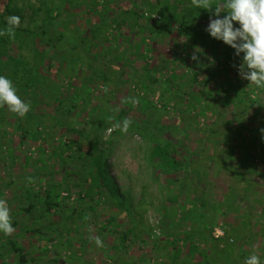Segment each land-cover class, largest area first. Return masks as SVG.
Here are the masks:
<instances>
[{"label": "rangeland", "instance_id": "rangeland-1", "mask_svg": "<svg viewBox=\"0 0 264 264\" xmlns=\"http://www.w3.org/2000/svg\"><path fill=\"white\" fill-rule=\"evenodd\" d=\"M6 1L0 0V11ZM10 2L22 9L20 27L30 23L31 9L39 7L38 20L45 12L51 17L56 16L55 30L62 29L63 18H68V14L72 19L74 12H79L78 8L84 4L82 0H69L67 4L63 0ZM118 3L121 9L132 11L137 8L142 16L139 20L141 25L160 21V15L151 7L154 0H118ZM84 15L79 12L69 25L74 30L73 36H79V27H85L83 21L90 15ZM128 32L124 26L109 28L110 47H121ZM144 36L149 39L147 34ZM146 43L150 44L151 40H146ZM157 44L168 61L174 63L172 70L177 76L185 73V68L186 74L190 71L188 68L193 64L190 57L198 54L202 63L197 65V82L186 83V91L193 89L200 101H204L205 90L201 82L207 75L208 90L219 92L212 97L218 96L224 103L220 107L223 117L215 120L207 112L206 117L201 115L197 119L199 134L188 132L189 136L181 148L183 156L194 160L188 172L181 168L168 169L160 158H154V135L138 133L132 126L133 120L142 121L144 118L162 124L176 122L177 116L172 111L154 112L156 116L151 117L150 112L139 107L137 99L147 96L153 108L160 109V102H164L162 94L165 99L168 96L161 92V80L151 88L140 90L137 82L133 84L129 78L123 83L120 93L112 95L105 92L98 82H92L88 88L83 84L82 76L70 79V73L61 71L54 61L52 68L42 70V57L30 51V44L23 51H18L17 45L9 46L7 55L20 57L29 67L31 63L34 69L41 66L39 72L43 76L47 102L56 103L52 98L56 96L61 97H56L58 101H68L62 103L67 114L59 122H55L51 107L46 108L48 116L42 118L45 128L37 127L36 132L30 126V120L0 107V199L7 202L15 229L10 235L0 234V264H170L173 259L176 264H181L183 258V262L189 264H204L202 256L211 264H244L253 252L264 264V89H254L250 94L251 99L261 103L246 109L244 119L250 118V124L242 119L246 127L242 129L243 124L234 121V114L239 109L224 102L233 96L235 90L222 88L227 79L223 72L224 59H217L202 47L187 48L185 40L176 31L173 36H159ZM129 53V62L138 70L143 69L146 63L152 65L158 61V53H145V46L141 43ZM5 55L0 56L1 72L11 70L13 66ZM138 55H143L146 60H141ZM160 63H157V68ZM238 65L229 66L230 84L237 86L239 80L240 88L250 89L252 86L247 80L238 75ZM200 71L205 74H199ZM71 74L75 75L74 70ZM187 75L190 77L192 74ZM97 97L105 112L115 106L124 109L125 119L130 121L126 132L121 130L122 122L109 121L103 127L100 114L90 120L89 109L93 104L90 101L87 105L84 101H95ZM71 104L76 105L79 112L72 113ZM81 108L85 111L81 112ZM42 110L40 108V112ZM31 111L36 112V108ZM227 121L231 122L227 126L230 136L224 135L227 128L223 125ZM186 127L180 132V137L186 132ZM232 127H237V131ZM95 139L97 149L93 152ZM176 139H179L177 134ZM253 140L255 151L250 145ZM72 142L71 151L80 148L79 153L88 152L90 156L91 153L104 154L108 185H94L89 176L90 172L95 174L94 166L88 165L90 160H94L90 156L84 164L83 186L75 188L74 178L64 181L59 175H51L58 170L56 162L61 164L67 160L64 153L70 151L65 145ZM189 152L197 153L196 162ZM208 157L216 158L217 163ZM72 161H69V167L80 171L82 162H76L74 167ZM235 172L252 185L236 178ZM32 174L36 178L33 179ZM46 190L54 193L55 201L60 202L65 212L43 211L42 196ZM36 192L40 196H35ZM30 204L33 209L26 212ZM215 229H221L223 237L215 238ZM207 231L210 239L200 241L198 233ZM97 236L102 241L101 246L95 243ZM9 241L20 249V253L10 248ZM191 245L198 248L192 259ZM200 251L202 256H199Z\"/></svg>", "mask_w": 264, "mask_h": 264}, {"label": "trees", "instance_id": "trees-1", "mask_svg": "<svg viewBox=\"0 0 264 264\" xmlns=\"http://www.w3.org/2000/svg\"><path fill=\"white\" fill-rule=\"evenodd\" d=\"M86 1L87 0H82V3L84 4L81 5L78 10H80L79 12H81V14H88L87 16H90L86 17L83 21L85 27H79L81 30L79 36H73L74 30L72 31L71 26H69L72 23V20H75L76 15L79 14L78 11L74 12L72 19L71 16L67 14L69 17L63 18V28H57L55 30L54 21L56 20V16L51 17L48 15V12H45L44 15H42L43 18L38 20L40 8H33V10L31 9L30 11V23L27 22L24 27L18 26L15 29L14 36L9 37L7 34L0 36V56L5 55L9 46L12 44L17 45L18 51L25 50L30 44V51L34 55H40L42 57L43 63L42 67L40 66L42 70L52 68V62L54 61L58 64L61 71H65L66 74L70 73V79L82 76L83 84L88 88H90L92 82H98L103 85L105 92L112 95L119 94L120 89L123 87V83L125 81L128 82L129 78H131V83L133 82L134 84L137 82L136 85L140 86V90L151 88L152 86H155V83L158 80H161V92L168 94V96L167 99H165L162 94L164 102H160L161 105L158 106L160 109H154L151 101L148 100L149 98L147 99V96L139 97L137 99L140 102L139 107L146 112H150L149 115H151V117L156 116L154 115V112L158 114V112L165 113L168 110V112L172 111L173 115L177 116L176 122L173 124H162L159 122L156 123L157 121L153 122L151 118H144L142 121L133 120L132 126L138 131V133L143 134L144 132L145 134L154 135L155 140L153 150L156 149V151L153 153V157L160 158L162 160L161 162L164 163L168 169L180 170L181 168L186 172L189 171L194 160L190 161L188 156H183L184 152L181 149L184 147V141L189 136L188 132L192 131L196 134L198 133L197 119L201 117V115L204 117L207 112H209L215 120L223 117L221 115L222 112L220 107H222L224 103H221L223 101H221L218 96L217 98L212 97L213 94L216 95L219 92L216 93L208 90L207 86L209 83V77H207V75L201 82L202 87L205 90L204 101H200V97L198 94L193 93V89L188 92L186 91V83L197 82V65L199 63L201 64L202 61L199 58L197 61H192L193 64L188 68V70H190L188 73L192 74L190 77L187 75L188 73L186 74V68L185 73H181L180 76H177L172 70L174 68V63H170L166 58V55H163L159 50L157 44V38L159 36H173L176 31L177 35L185 40L187 48L195 49L202 47L211 53V55L218 57L217 59H224L222 63L224 66L223 72L227 79L222 83V88H225L226 90L228 89V91L230 90L229 88L235 89L233 96L227 98L224 102L228 103L229 106L232 105L236 109H239V112L234 114V121L243 124L242 119H244L246 109L257 106L261 103L259 100L251 99L249 97L256 88H240L239 80L236 82L237 86L230 84V80L228 79V73H230L231 70L230 67L240 64L243 54H241L240 57L234 55L233 49L224 45L221 41L210 38L205 31L209 19L216 18L213 16L214 9L205 10L198 8L193 0H177L176 2H172L171 0H154L155 3L151 7L160 15V21L141 25L139 24V20L142 16L137 8H134L132 11L121 9L118 0H100V2H97V0ZM63 2L67 4L69 0H63ZM223 2L224 0H210V4L213 8L219 7ZM112 4L113 6H110ZM221 11H223V9H221ZM223 15L224 13L221 12L220 16ZM9 16L20 17V22L23 20L22 9L20 7L12 6L10 0H7L0 11V29H4L7 26V17ZM79 17L80 16H78V18ZM92 17L96 20L93 21ZM112 26H124V28L129 29L128 37L126 38V41L122 42L121 47L113 44L114 46L111 48L109 45L110 39L107 36V31ZM146 34L149 39L144 36ZM141 35L142 37H140ZM121 37L124 36L121 35ZM136 39L139 40L136 41ZM146 40H151V43H146ZM140 43L145 46V53L150 51L157 52L158 61H154L155 63H152V65L146 63L143 69L138 70L133 63L129 62V52L132 48H137ZM196 55L199 57L198 54ZM5 56L8 60L12 61L13 66L11 70L9 69L6 72L0 71V75H5L10 78L18 91L17 95H19L26 103H30V109L28 113L24 115L25 120H30V126L35 128V132L37 131V127H42L44 129L45 126L43 125L42 118L48 116V111L45 109L51 107V113L54 114L55 122H59V119L67 114V112L63 111L62 103L68 100L62 99L63 101H58L56 97L60 99L61 97L56 96L52 97L56 103H50L51 101L47 102V95H45L46 92L44 90L46 88L43 87L41 79L43 76L40 75L39 72L40 67L34 69L33 66H31V63L29 67L28 63L19 59L20 57H11L7 54ZM138 58L146 60L143 55H138ZM157 63H160L158 64V68L156 67ZM73 70L75 75L71 74ZM199 74L205 73H201L200 71ZM55 87L58 88L57 86ZM220 90L222 91L221 88L219 91ZM98 100L97 97L95 101L94 99H87L84 101L87 102V105H89L90 101L93 104L89 109L91 111V113H89L90 120H93V117L100 114V120L103 121V127L106 126V122L109 121L118 123L125 120L126 115L124 114V109H118V107L115 106L105 112ZM126 104H129L128 101ZM34 107L36 108V112L31 111ZM75 107L76 105L71 104V112L74 114L79 112ZM40 108L43 109L42 112H40ZM84 108H81L80 111L84 112ZM53 114H49V116ZM249 119H244V122L250 121ZM215 120L213 121V124H215ZM150 123H153V125ZM230 123V121H227V123L223 125L225 126V129L227 128L224 132V135L226 136H230V130L227 127ZM92 124L95 126L96 123L93 121ZM246 124H250V122ZM185 126H188L186 127V132L180 137V132H183L182 130H184ZM243 126L244 127L241 126L242 129H245L246 127L244 124ZM232 129L237 131V127H232ZM176 134L179 139H176ZM204 141L205 140H202L201 142ZM96 142L97 140L95 139L92 145L93 152L97 149ZM253 142L255 141L253 140L250 145L251 148L253 147V151H255V143ZM72 145H74L73 142L65 145L70 153L61 152V154L64 153L67 160L63 161L61 164L56 162L58 170L53 171L51 175H59L64 181L69 178H74V186L77 188L83 186L82 183L85 181L82 178L86 173V166H84V164H86L90 155L88 152L79 153L80 148L71 151ZM191 153L192 152H189V154ZM192 154V158H195L196 162L197 153L195 152ZM90 158H94V160H90V163L88 164L94 166L95 174L90 172L89 175L91 176L94 185L97 186V183L98 185H108L109 180L105 174L106 159H104V154L99 153L92 155L91 153ZM71 160H73L74 167L76 162H82L80 171H75L73 167H69L68 163ZM208 160L217 163V159L214 157H208ZM235 176L236 178L244 180L249 186L252 185L250 181L245 180L236 172ZM31 177L33 179L36 178L33 174ZM31 183L32 181L30 182V185ZM30 190H32L31 187ZM38 194L39 193L36 192L35 196H40ZM43 194L42 204L44 212L53 211L54 213H57L60 210L64 211V209H61L62 205L60 202L55 201V195L52 191L46 190ZM172 198L174 201L176 200L175 196ZM31 209H33V205L30 204V206L27 207L26 212H29ZM208 232L209 231H207V233H198L199 240L202 242L208 241L210 239ZM9 245L13 251L20 253V249H18L13 242L9 241ZM167 245L168 243L166 246ZM174 248H177V246ZM196 251H198L197 247L194 245L189 246L190 259L193 258ZM179 252H181V250ZM202 253L203 252L200 251L199 256H202ZM176 258L178 257H175V260H177ZM183 259L181 264H189L183 262ZM202 259L204 264H211V262L207 261L205 257L202 256ZM173 260L170 264H176ZM20 261H23V257L20 258Z\"/></svg>", "mask_w": 264, "mask_h": 264}, {"label": "clouds", "instance_id": "clouds-1", "mask_svg": "<svg viewBox=\"0 0 264 264\" xmlns=\"http://www.w3.org/2000/svg\"><path fill=\"white\" fill-rule=\"evenodd\" d=\"M193 2L198 8L215 10L213 16L216 18L209 19L205 31L210 38L233 49L234 55L240 57L243 54L238 65V75L247 80L248 85L264 89V0H224L217 8L211 6L210 0ZM221 12L223 16H220ZM19 25L20 17H7V26L0 29V36H14ZM190 59L197 61L198 57L194 53ZM132 102L136 103L135 100ZM0 107L21 117L30 109V105L17 95L11 79L5 75H0ZM129 124L128 119L123 120L121 130L126 132ZM14 230L7 202L0 199V234L10 235ZM95 243L97 246L102 245L100 237H95ZM244 264H261V259L253 252Z\"/></svg>", "mask_w": 264, "mask_h": 264}, {"label": "built area", "instance_id": "built-area-1", "mask_svg": "<svg viewBox=\"0 0 264 264\" xmlns=\"http://www.w3.org/2000/svg\"><path fill=\"white\" fill-rule=\"evenodd\" d=\"M223 234H224V233H223V231H222L221 229H215V230H214V235H213V236H214L215 238H221V237H223Z\"/></svg>", "mask_w": 264, "mask_h": 264}]
</instances>
